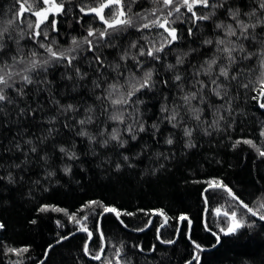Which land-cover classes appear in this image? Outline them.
<instances>
[{
    "label": "trees",
    "instance_id": "1",
    "mask_svg": "<svg viewBox=\"0 0 264 264\" xmlns=\"http://www.w3.org/2000/svg\"><path fill=\"white\" fill-rule=\"evenodd\" d=\"M229 2L233 7H240L242 13L255 7L254 0ZM63 3L66 14L55 17L59 32H50V38L56 39L57 46L61 49L68 48L73 37L80 38L85 35L89 25L95 28L103 27L92 16L84 17L79 24L76 22L81 16L79 7L93 6L96 0H63ZM155 6L152 0H137V3L131 4L130 14L143 15ZM18 11L17 0H0V27L5 26L9 19L15 18ZM29 19L34 22L35 17H28L23 24H14L10 31L14 37H18L20 29L23 28L25 39L21 44L24 51L33 49L40 53V58L43 59V49L27 39ZM205 25L200 26L198 31L194 29L199 37L195 43L184 35L177 52L169 55L164 62H174L175 55L179 52L199 47L202 38H212L215 34L214 26L210 22H205ZM176 26L184 33L188 25L177 21ZM158 31L152 29L150 33L141 34L129 29L122 37V44L126 46L133 40H139L141 35L157 39ZM256 36L258 40H264V26L256 29ZM205 48H200V51H204ZM103 51L108 61L115 58L116 50ZM109 52L112 55H108ZM91 55L87 52L78 53V56H87L89 59ZM197 55L193 53L188 57L192 65L199 66L205 59L202 56L196 59ZM79 63L82 69H87L86 61L80 59ZM191 71L194 69L190 68L189 72ZM65 74H71V70L54 67L48 74V79L62 85L55 93L56 98L60 99L61 103H73L75 98L83 95L90 104L91 93L83 87L73 92L72 86L76 81L63 79ZM170 75L171 73H166L157 66V75L154 79L168 78ZM200 79L205 78L201 76ZM161 88L162 86H158L155 96L149 94L141 97L145 101L140 110L147 131L140 133L136 141L130 140L125 134L124 138L129 142L123 150L113 151L111 147L102 149L98 145L90 144L87 137L75 135V132L79 131V126L74 130L64 128L61 117L55 124L59 129V135L54 133V139H50L39 153H29L27 162L22 163L25 160L24 153L28 151V146L23 145V141L21 151L14 148L11 152L6 151L14 143V137L19 139L18 126L6 121L0 125V177H5L0 179V222L5 225L0 229V264H12L17 260H23V264H40L49 244L55 247L48 258L43 260L44 264H102L101 261L92 260L84 255L83 245L87 240V234L77 232V226L70 223L63 212L39 211L42 205H50L73 213L89 200L102 201L121 212L135 213L133 216L120 217L128 225L127 229L118 225L114 214H106L101 218V227L107 238L105 255L108 259H112L116 251L112 245L119 247L122 242L124 246L122 259L130 261L131 264H188L189 261L191 264H197L193 259L196 254L200 256L199 264H264V222L257 221L255 227L242 229L238 236L222 237L223 242L216 245L215 237L205 229V222L212 231H217L218 224L223 226V223L217 220L212 210L216 207L235 208L236 202L232 201L226 192L214 190L209 195L206 213L202 196L207 188L205 182L216 179L223 181L245 203L254 208L264 202V157H260L256 149L247 144L241 143L233 148L237 140L250 139L258 148L264 150V137L260 136L261 129H264V109L258 106L257 101L251 99L253 92L243 88L230 89L231 115L223 111L225 120L220 122L219 130L210 129L211 135H204L201 130L194 131L192 139L196 147L186 148L184 143L186 138L181 131L172 129L167 122L160 123L163 95L178 96L179 93L175 89L171 93L162 92ZM46 96L47 93H41L36 98L45 105V112L38 114V119L55 114L54 111L48 110ZM29 100H32V96H29ZM210 100L216 104L222 103L214 96H211ZM181 114L183 115V112ZM14 118L13 116L12 119ZM185 119L187 120V117ZM202 119L211 122L213 119L211 110L205 109ZM2 120L3 117H0V121ZM153 123H160L161 129L155 137L151 128ZM188 123L189 126H195L194 121ZM109 125L115 126L111 125V122ZM47 127V124L28 126L25 138L35 139V136L46 133ZM88 131L95 133L96 125H89ZM170 132L175 133L173 145L165 143V138ZM53 143L63 144L74 152L78 159L69 160L61 156L52 149ZM44 151L51 156L47 164L40 159ZM117 153L127 155L129 160L125 162L122 155ZM117 163L121 164L119 171H116ZM15 164H20V168H15L13 166ZM65 166L71 168L70 173L65 174L63 171ZM9 172L12 173L15 183L8 182ZM48 172H54V175L48 176ZM160 209L169 217L168 223L162 228L160 225L164 223L163 217L155 214V210ZM236 210L243 211L238 208ZM96 211L99 212L101 209L98 208ZM181 215H186L192 221L190 229L187 221L179 220ZM247 219L253 218L249 216ZM32 220H36V223H30ZM149 220L152 221L151 224H148ZM56 221H60L63 226L58 227ZM95 225L96 218L92 217L88 221V227L94 233L93 240L89 242V250L93 254L98 250L100 243ZM141 228L144 230H135ZM157 229L161 239L176 242L170 245L162 244L160 239H157ZM71 232L76 234L62 244H56L60 236ZM193 242L200 244L203 251L197 253ZM134 245H138L143 251L133 247ZM153 246L155 251H152ZM8 247H28L29 252L18 257L6 254Z\"/></svg>",
    "mask_w": 264,
    "mask_h": 264
},
{
    "label": "snow or ice",
    "instance_id": "2",
    "mask_svg": "<svg viewBox=\"0 0 264 264\" xmlns=\"http://www.w3.org/2000/svg\"><path fill=\"white\" fill-rule=\"evenodd\" d=\"M152 2L156 6L143 15L130 14L131 4L137 3V0H96L93 6H80L81 16L77 19V24L81 23L84 17L92 16L103 27L95 28L89 25L85 35L80 38L73 37L70 46L61 49L57 46V40L50 38V32H59L55 17L66 14L63 0H17L19 11L15 18L9 19L5 26L0 27V117H3L0 125L6 121L19 128L17 132L19 139L14 137V143L6 151L11 152L13 148L21 151L23 145H27L28 151L24 153L25 160L22 163L27 162L29 153H39L50 139H54V133L59 135V129L55 124L61 117L64 128L74 130L79 126V131H76L75 135L87 137L90 144L98 145L102 149L111 147L113 151L126 149L129 141L124 138L125 134L130 140L136 141L140 133L147 131L140 110V106L145 104L141 97L149 94L155 96L158 86H162V92L171 93L175 89L179 93L178 96L163 95L160 123L167 122L172 129L181 131L186 138L184 141L186 148L196 147L192 139L194 131L201 130L204 135H211L210 129L219 130L220 122L225 120L223 111L231 115L230 89L243 88L253 92L251 99L257 101L258 106L264 109V40H258L256 36V29L264 26V0H254L255 7L243 13L240 7H233L229 0H152ZM199 9L208 11L202 12ZM218 11L219 16H217ZM28 17H35V20L33 22L29 19L27 22V39L43 49V59L40 58L41 54L33 49L24 51V46L21 44L25 39L23 28L20 29L18 37H14L10 31L14 24H23ZM177 21L188 25L184 33L176 26ZM205 22H210L214 26L215 34L212 38H202L199 47L179 52L175 55L174 62H164L169 55L177 52L184 35L195 43L199 37L194 29L198 31L200 26H206ZM129 29L141 34L150 33L152 29L159 31L156 34L157 39L141 35L139 40H133L123 46L122 37ZM200 48L205 50L201 52ZM104 49L116 50L115 58L108 61ZM82 52L91 53V58L78 56V53ZM193 53L198 54L196 59L205 57L199 66L192 65L188 61V57ZM108 55L112 53L109 52ZM80 59L87 62V69H82ZM186 61H188L187 67H185ZM157 66L166 73H171L170 77L154 79L157 75ZM54 67L70 69L71 74H65L63 79L75 80L72 91L77 92L83 87L91 93L92 102L87 103V99L81 95L75 98L73 103H61L55 93L62 85L48 79L50 69ZM190 68L194 71L189 72ZM201 76L205 79H200ZM245 80L247 82H244ZM41 93H47L48 110L55 113L44 119H38V114L45 112L44 103L36 99ZM29 96H32L31 101ZM211 96L222 103L212 102ZM205 109L211 110L213 116L211 122L202 119ZM188 121H194L195 126H189ZM109 122L115 126L110 127ZM160 123L151 125L154 137L161 131ZM33 124H47L46 133L35 136V139L25 138L28 126ZM94 124L97 131L91 133L88 131V126ZM260 136L264 137V129H261ZM174 137L175 133L170 132L165 138V143L173 145ZM241 143L255 148L259 156L264 157V150L258 148L250 139L237 140L233 148ZM51 147L69 160L78 159L76 154L63 144L53 143ZM117 154L122 155L125 162L129 160L127 155ZM40 159L47 164L51 156L44 151ZM13 166L20 168V164ZM120 168L121 164L117 163L116 171ZM63 171L68 174L71 168L65 166ZM47 175H54V172H48ZM4 178L0 177V179ZM7 180L9 183H15L11 172L8 173ZM205 183L207 188L202 196L206 213L209 195L214 190L226 192L231 200L236 202L235 208L216 207L212 210L217 220L223 223V226L218 224L217 231H212L205 222V229L215 237L216 245L223 242L222 237L238 236L242 229L255 227L257 221L264 222V202L254 208L245 203L223 181L213 179ZM98 208L101 211L97 212ZM237 208L243 211L238 212ZM39 211L63 212L69 222L77 226V232L86 233L87 240L83 245V253L90 259L101 261L102 264H113V261L115 264H131L130 261L122 259L124 248L122 242L119 247L112 245L116 249L112 259H108L105 255L107 238L101 227V218L106 214H114L118 225L127 229L128 225L120 217L133 216L135 213L121 212L116 207L98 200L84 202L73 213L50 205H42ZM155 214L163 217L164 223L160 227H164L169 217L163 209L155 210ZM249 216L253 219H247ZM92 217L96 218L95 231L100 241L95 254L89 250V242L93 240L94 235L93 230L88 227V221ZM179 220L187 221L190 229L192 221L186 215H181ZM30 223L35 224L36 220ZM151 223L152 221L149 220L148 224ZM56 224L58 227L63 226L60 221H56ZM4 227L5 225L0 222V229ZM157 232V239H160L162 244L170 245L176 242L161 239L159 229ZM75 234L71 232L60 236L56 244H62ZM193 244L197 253L203 251L200 244L195 242ZM54 247L55 245L49 244L45 249V260ZM133 247L143 251L138 245ZM152 251H155L154 246ZM27 252H29L28 247L6 249V254L10 253L18 257H22ZM193 259L199 264V254L194 255ZM12 264H23V260L13 261ZM40 264H44V261L42 260ZM188 264H191V261Z\"/></svg>",
    "mask_w": 264,
    "mask_h": 264
},
{
    "label": "water",
    "instance_id": "3",
    "mask_svg": "<svg viewBox=\"0 0 264 264\" xmlns=\"http://www.w3.org/2000/svg\"><path fill=\"white\" fill-rule=\"evenodd\" d=\"M204 250L206 251V250H209V249H204ZM43 260H45V259L43 258Z\"/></svg>",
    "mask_w": 264,
    "mask_h": 264
}]
</instances>
